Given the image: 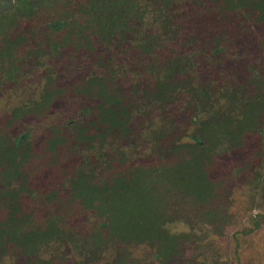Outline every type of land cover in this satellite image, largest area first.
Masks as SVG:
<instances>
[{
    "label": "trees",
    "instance_id": "16d2710c",
    "mask_svg": "<svg viewBox=\"0 0 264 264\" xmlns=\"http://www.w3.org/2000/svg\"><path fill=\"white\" fill-rule=\"evenodd\" d=\"M179 1L0 0V76L9 75L8 89H19L36 66L46 67L38 98L16 107L0 127V262L21 256L27 264H174L170 261L183 254L198 228L221 235L231 223L232 190L245 182L240 174L264 184V74L257 76L253 90L241 79L213 83L214 78L205 75L198 81L172 56L148 65L152 78L144 84L141 99L135 84L123 83L114 57L99 54L102 43L125 44L126 39L134 43L133 55L138 49L143 55L153 53L156 33L144 34L136 23L144 24L152 11L173 21L172 7ZM209 1L215 9L219 5L224 16L264 18V0ZM130 32L138 33L137 39L128 38ZM225 38L213 36L186 57L192 64L199 56L220 66L233 45ZM87 54L95 57L96 70L68 80L55 75L54 58L82 59ZM4 61L8 66L1 68ZM259 69L264 73V60L252 73ZM196 81L199 86H194ZM185 89L192 97L179 116L170 114ZM66 97L81 98L90 113L49 125L41 148L35 147L27 126L10 132L25 116L30 121L46 119ZM193 97L210 104L213 115L189 133L176 122L189 108L195 109ZM154 110L165 121L157 128H152ZM140 111L149 122L134 127L133 117H140ZM191 117L194 123L197 116ZM225 142L230 147L220 152ZM146 144L153 161L141 159ZM76 148L90 157L84 161L92 164L89 172L77 170L68 188L60 184L36 191L31 186L34 167L59 165ZM228 158H233L238 175L215 174ZM23 197L33 206L24 208ZM52 203L55 206H45ZM59 242L78 256L57 252L46 258V251ZM140 245L149 249L144 258L134 252Z\"/></svg>",
    "mask_w": 264,
    "mask_h": 264
},
{
    "label": "rangeland",
    "instance_id": "374dc122",
    "mask_svg": "<svg viewBox=\"0 0 264 264\" xmlns=\"http://www.w3.org/2000/svg\"><path fill=\"white\" fill-rule=\"evenodd\" d=\"M148 3L152 5L151 0ZM143 10H145V7ZM172 10L174 11L172 13L173 21H168L169 23L166 22V18L163 15L154 11L150 13L151 15H145L144 24L136 23L137 26L141 25V31L144 34L148 32L156 33L157 39L155 42L152 41V45H154L153 53L143 55L138 49L137 51L134 50L136 53L133 55L131 50L134 49V43L129 39H126L125 44H123V41L118 44L116 42L111 46L107 45V43H102L101 48H98L99 54L112 55L114 57L115 65L119 69V76L124 79L123 83L128 86L135 84L140 92L136 96H141L142 99L144 84H149V81H151L150 78L152 77H149L151 72L148 70V65L159 62V59L165 60L172 56L179 60L178 66L183 64L184 70L194 80L201 81L202 76L205 75L209 79L213 77V83L228 80L225 83L230 84L236 79H241L244 87L253 90L254 83L258 79L257 76L264 74L263 68L257 70L258 72L256 73H252L254 68L261 67L264 60V45L261 43V40L264 41V18L261 20L253 19L252 21L249 20L250 18H244L243 15L240 17L234 16L233 18L229 14L224 16V10L219 5L218 9H215L209 0L205 2L204 0H180L172 7ZM248 21H252V24ZM222 34L226 35L227 44H233L224 53L225 63L220 66L212 65L211 62L206 63L205 60L196 56V63L192 64L186 57L199 52L198 47H196L199 44L203 46L213 36ZM127 35L131 39H137L138 37V33L134 34L133 32ZM125 47L129 49L130 53L124 51ZM117 49L120 51L117 52ZM98 51H96V54H98ZM228 58L230 59L226 61ZM54 59H56L54 65L55 75L61 76L62 74L66 80L71 79L78 73H91L98 67L95 63V57H92L91 54H87L82 59L68 60L61 55ZM104 60L102 59L103 62ZM152 60L154 61L152 62ZM6 62H2L1 68L8 66ZM45 70L46 67L36 66L33 70L26 73L23 83L17 90L8 89L11 83L9 75L6 78L0 76V127L4 125V118H7L16 107L27 103L32 98H38L44 81ZM179 75L180 73L177 71L176 77ZM197 84L198 82L196 81L194 86ZM185 91L186 93L184 91L179 92L175 98V104L169 108L170 114L175 113L176 116H179L182 113L186 103L190 100L189 98L193 95L188 93L186 89ZM136 98L139 99V97ZM193 99L196 105L195 109L189 108L185 113L186 116H180L179 122H176L183 129L187 128L186 130L189 133L198 131L202 121L208 120L213 115L212 107L203 98L195 99L193 97ZM146 109L148 110L149 108ZM143 112L140 111V117L137 114L133 117L132 125L134 127L140 126L141 122L147 120L145 118L147 117L146 115L143 117ZM89 113L87 104H84L81 98L66 97L62 106L46 119L30 121L25 116L22 123L19 126L14 125L13 130L10 132L16 133L19 129L27 126L30 129V137L34 140L35 147H39L48 131L49 125L52 123H63L75 118L82 119ZM153 113L152 118L155 121L152 128H157L161 119L158 118L155 110ZM192 115L197 116L194 123L191 121ZM164 123L165 121L161 120V124ZM251 137L257 140L253 136ZM122 138H124L122 141H127L125 137ZM128 141L135 146L134 141ZM229 147L230 144L225 142L221 145L219 151L226 152ZM76 149H71L70 155L62 158L59 165H38L34 167V171L30 173L31 179L29 183L31 186L36 188V191L59 188L60 184L68 188L69 179L78 173L77 170H80L79 172L81 170L89 172L92 164L84 161L86 158L91 160L90 157L88 155L82 156L81 150ZM151 150L149 145L146 144L140 152L141 159L146 160L148 158L153 161ZM220 156H225V153ZM232 161L233 158L226 159L224 162L226 169L225 166L220 165L222 170L217 168V172L214 171V173L231 176L238 175L237 170L232 167ZM78 165L80 168L74 169ZM240 175L245 182L234 186L232 190L230 209L228 210L231 215V223L225 228L224 232L221 235L214 233V235H209L198 228L195 239L193 238L194 240L185 243L183 254L171 260L170 263L183 264V262L187 261H199L209 264H264V184H260L253 177L248 179L243 173ZM23 200L22 206L24 208L33 206L27 197H23ZM45 206H55V204L52 203V205L47 204ZM178 228H180L178 230L186 229L184 226H179ZM148 251L149 249L146 245L134 248L135 255L138 258H144ZM57 252L78 256L76 250L62 242L53 244L44 256L49 258ZM27 262L28 259L26 257L8 256L0 264H27Z\"/></svg>",
    "mask_w": 264,
    "mask_h": 264
}]
</instances>
